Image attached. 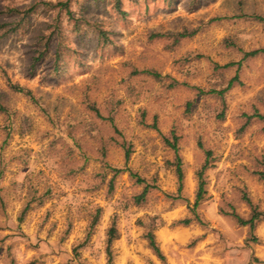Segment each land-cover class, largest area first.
I'll return each instance as SVG.
<instances>
[{
  "label": "rangeland",
  "instance_id": "1",
  "mask_svg": "<svg viewBox=\"0 0 264 264\" xmlns=\"http://www.w3.org/2000/svg\"><path fill=\"white\" fill-rule=\"evenodd\" d=\"M121 7L125 15L115 0H0V264H108L114 221V264H264V218L257 241L237 219L264 212V120L248 119L264 114V53L245 57L264 48V22L244 16L264 17V0ZM184 30L195 33L178 37ZM236 74L223 99L208 93ZM174 134L182 198L166 142ZM130 171L154 186L143 203Z\"/></svg>",
  "mask_w": 264,
  "mask_h": 264
},
{
  "label": "trees",
  "instance_id": "2",
  "mask_svg": "<svg viewBox=\"0 0 264 264\" xmlns=\"http://www.w3.org/2000/svg\"><path fill=\"white\" fill-rule=\"evenodd\" d=\"M62 6H67V4L62 2ZM115 6H116V9L122 15H125L126 12L121 7V0H115ZM31 9H33V6L27 7L25 10H20L18 8H12L11 10L13 12L23 13V14L26 15ZM68 12H70V10H68ZM244 16L247 17V18H252V19L258 20L260 22H264V17L259 16V15H245L244 14ZM5 25L6 24H0V27H3ZM194 33H195V30H192V31L184 30L182 32H179L177 35H178V37H187V36L193 35ZM100 34H101V36L104 37L105 40L108 38L105 31L101 30ZM260 53H264V48H257V49H254L252 51L246 52L245 57L256 56V55H258ZM54 54H55V58H56V61H57L60 58L61 53H60L59 50H56L54 52ZM43 55H44V52H40L38 54V56H36L34 58L32 66H34L35 63L37 61H39ZM238 64H240V63H238ZM233 65H234V63L230 62V63L225 64L224 67H231ZM151 73L153 75H155L156 77L160 76L158 73H153V72H151ZM235 81H238V74H236L232 79L229 80V82H228L226 87L221 88V89H210V90H208V93L213 94V95L215 94L218 97H220L221 99H223L224 98V94L226 93V91H228L230 88L233 87ZM9 85H10V87L13 90L21 92V93L27 95L29 98H31L33 100L35 99L33 94H32V92L29 89H27L25 87H22V86H20L18 84H13L11 82H9ZM0 110H2V111L5 110V107L3 106L2 102H1V99H0ZM96 112L100 116V113L98 112V110H96ZM251 117H257V118H259L261 120H264V114H260V113H257V112L254 113L253 116H249L248 119H250ZM110 120L113 123V119H110ZM173 139H174L173 141L169 140L168 138L166 139V142L169 144V146L171 148H173V150L175 152L174 153L175 154V158L171 162V164L175 168V172H176V175H177V178H178V184H179V186H178V193L179 194L177 196H173V197L182 198L180 193L182 191L183 179H184L183 162H182V157H181V155L179 153L178 137L175 134L173 135ZM130 153H131L130 152V148H126V151H125L126 161L129 160ZM208 154H209V152H208ZM207 167H208V162L206 161L203 164V166L201 167V169L198 171L199 183H198V189H197V193H196V199H195V202H194V205H193V208H192V211L194 212V216L197 219H199V216L196 214L195 211H196V208H197L198 204L203 200V197H204V193H205L204 171H205V169ZM107 168H109L112 171H114L115 175L127 170L126 168L114 167V166H111V165L108 166ZM130 176L135 178L136 182L138 184H143L144 185L142 191L134 196L135 202L137 204L145 202V200L147 198V195L149 194L150 189L152 187H154V186L149 184L144 178L139 176L137 173H134V172L130 171ZM110 187L111 188L113 187L112 180L110 182ZM263 218H264V212H261V211L257 210L256 208L253 209L251 216L249 218H247V219L242 218L240 216H237V219H238L240 224L249 226V228H250V230L252 232V240L253 241H257L258 240L257 236L254 235V230H255V228L257 226V222L259 220L263 219ZM192 221H193V217H187L185 219L180 220L179 222L183 223L184 225H189ZM95 223H96V220H94L92 222V225H94ZM119 235L120 234H119L116 222L114 221L112 223V225L109 227L108 231H107L106 254H107V262H108V264H114L113 263L114 255H113V250H112V244H113L114 240L119 238ZM146 238L148 239L149 245L155 251V253L161 259H164V255H163V253H162V251L160 249V246H159V244H158V242L156 240V236H155L154 231H153L152 228H149L148 232L146 233ZM256 259L258 260V258H256ZM29 264H35V262L32 261Z\"/></svg>",
  "mask_w": 264,
  "mask_h": 264
}]
</instances>
